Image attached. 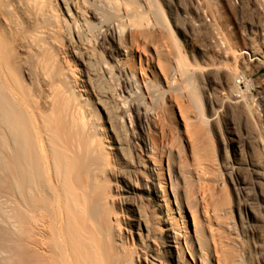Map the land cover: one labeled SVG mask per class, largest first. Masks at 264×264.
Wrapping results in <instances>:
<instances>
[{
    "label": "bare ground",
    "instance_id": "obj_1",
    "mask_svg": "<svg viewBox=\"0 0 264 264\" xmlns=\"http://www.w3.org/2000/svg\"><path fill=\"white\" fill-rule=\"evenodd\" d=\"M58 2L67 21L54 0H0V264H133L111 184L123 165L132 178L125 204L131 195L148 204L132 206L134 222L159 242L160 264H248L257 246L241 240L253 239L251 220L264 223V151L228 116L247 122L255 85L220 83L225 102L201 87L207 52L178 38L179 15L157 0H87L94 24L77 0ZM91 41L108 60L105 79H119L114 112L84 49ZM227 46L224 77L236 79V64L256 62L255 51ZM210 219L217 232L230 219V248Z\"/></svg>",
    "mask_w": 264,
    "mask_h": 264
},
{
    "label": "rangeland",
    "instance_id": "obj_2",
    "mask_svg": "<svg viewBox=\"0 0 264 264\" xmlns=\"http://www.w3.org/2000/svg\"><path fill=\"white\" fill-rule=\"evenodd\" d=\"M157 2L165 12L167 11V8H169L173 14L179 15L182 23L179 31L180 33H178V31L172 26V29L176 32L178 38L182 37V33H186L193 38L197 50L207 52L209 58L208 63L210 66L202 76L203 78L200 83L201 87L205 89L211 87L214 88L217 100L223 102L228 101L226 95H222L223 92L226 93L228 90L224 87L225 91H222L219 84L234 85L235 77L231 79H226V77H224L223 68L225 64L222 61L223 59L221 58L220 51L223 50L224 47L227 48L228 42H230V47H233L236 52L243 50L246 47L250 49L249 51L251 52L255 51L256 55L264 53V38L261 36V30L264 33V9L262 13L259 11V0H157ZM54 4L61 17L67 21L68 18L64 15V11L62 12L60 2H58V0L55 2L54 0ZM86 4L87 0H77V6L83 21L88 24H94L95 21H91L87 18ZM67 9L69 14H71L70 16L73 18L75 13L69 6H67ZM68 45L70 47V44ZM250 46L253 47V50ZM84 49L86 52L90 51L95 53V55L92 56L93 59L91 57L90 61L96 70V85L102 92L107 91L111 95L113 99L110 102V105L113 108L112 112H114L116 111L115 108L117 105L115 100H118L116 94L118 93L119 79L113 73L110 80L105 79L101 66L104 62L108 63V60L103 53L96 51V47L92 41L89 42ZM72 50H76L75 47H72ZM78 51L82 50L78 49ZM246 60L247 58H245V62H238L236 67L238 74L244 75L247 80H250L255 85L250 94L245 95V97L247 96L246 101L250 107L251 113L249 117L247 116V122L240 121L235 114L229 115L228 118L231 122L233 121L234 124H238L236 125L238 126L237 135L240 138H245L250 142L259 141L264 151V62L252 63ZM69 61L79 80H84L80 62L72 55H70ZM230 102H236V104H232L233 106L231 105L232 107L241 108L243 105L242 98L240 99V97L234 98L233 96L230 99ZM100 121L103 122L102 115ZM219 128L224 130L222 120L219 121ZM115 132V136L118 137L119 141L126 143L129 137L126 128L122 125H117ZM172 133L173 132L171 131L168 134V138H170ZM105 136L107 137L108 135L105 134ZM110 143L111 141L107 138L106 144L109 145ZM185 157L188 161L187 154H185ZM120 170L122 172L121 178L114 176L111 184L114 187L116 212L119 219L118 224L121 234L124 237L125 251L131 255L133 264H160L162 263L163 256L161 254L162 251L159 242L150 235H146L142 227L137 226L134 222L136 210L132 208V206H135L138 210H144L147 208L146 206L148 204L146 201H143L142 197L139 195L138 197L131 195V202L125 204V197L127 196L125 183L126 180L131 179L130 181H132V178L128 176L127 168L124 165L121 166ZM134 184L137 186V183L134 182ZM204 187L205 185L203 186V190H205ZM216 195L218 196L219 193L216 192ZM209 221L211 223L212 233L216 234L220 232L224 237L225 243L230 248V246H232L233 238L231 237L232 235H230V232L226 230L228 224L231 223L230 219H222L220 221L223 223V227L220 225L223 229L218 232L217 226L213 223L214 220L210 219ZM262 221H264V211ZM190 222V219L187 220L188 226H190ZM251 223L253 224L255 231L253 239L246 242L245 238L242 237L241 240L245 248L247 247V244L250 247L252 243L257 246L254 252L251 251V258L248 260V264H264V223L255 220H251ZM152 259H154V261H152Z\"/></svg>",
    "mask_w": 264,
    "mask_h": 264
},
{
    "label": "built area",
    "instance_id": "obj_3",
    "mask_svg": "<svg viewBox=\"0 0 264 264\" xmlns=\"http://www.w3.org/2000/svg\"><path fill=\"white\" fill-rule=\"evenodd\" d=\"M259 4H261V5L263 6V8H264V0H259ZM261 36L264 38V33L261 32ZM262 40H263V39H262ZM246 58H247L248 61L251 60L249 57H246ZM253 58H255L257 61H256V62L250 61V62H252V63H261V62H264V53H262L261 55H256V54H255ZM244 79L247 80V78H246L244 75H241V74L237 75V77H236V79H235V81L237 82L236 84H237L238 86H241V82H242Z\"/></svg>",
    "mask_w": 264,
    "mask_h": 264
},
{
    "label": "trees",
    "instance_id": "obj_4",
    "mask_svg": "<svg viewBox=\"0 0 264 264\" xmlns=\"http://www.w3.org/2000/svg\"><path fill=\"white\" fill-rule=\"evenodd\" d=\"M263 73H264V71H263Z\"/></svg>",
    "mask_w": 264,
    "mask_h": 264
}]
</instances>
